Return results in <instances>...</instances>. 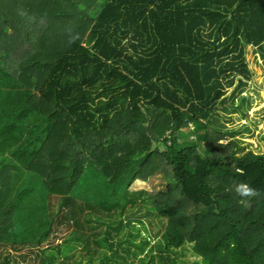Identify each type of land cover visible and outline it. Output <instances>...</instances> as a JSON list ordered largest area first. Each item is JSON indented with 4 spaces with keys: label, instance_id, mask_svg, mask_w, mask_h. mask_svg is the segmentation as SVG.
Returning a JSON list of instances; mask_svg holds the SVG:
<instances>
[{
    "label": "trees",
    "instance_id": "obj_1",
    "mask_svg": "<svg viewBox=\"0 0 264 264\" xmlns=\"http://www.w3.org/2000/svg\"><path fill=\"white\" fill-rule=\"evenodd\" d=\"M250 47L264 64V0H0V264L144 254L137 180L160 260L264 264V153L232 116Z\"/></svg>",
    "mask_w": 264,
    "mask_h": 264
},
{
    "label": "rangeland",
    "instance_id": "obj_2",
    "mask_svg": "<svg viewBox=\"0 0 264 264\" xmlns=\"http://www.w3.org/2000/svg\"><path fill=\"white\" fill-rule=\"evenodd\" d=\"M247 61L250 64V67L252 71L254 72V79L250 84V88L245 93V97L248 98L249 104H252V108L249 111V117L242 118V116L238 113H233L232 116L235 121V125L240 128L244 125H246L249 130L248 132H245L241 136V140L244 142L243 145L247 147L248 150H254L257 153H264V64L259 60V57L256 55V51L254 48L250 47ZM233 90H230V95L232 94ZM240 101V100H238ZM231 115V114H230ZM160 187L155 183L154 181H143V180H137L132 185V191L135 193H142V196L140 194L141 199H138V205L136 208L138 209L137 215L140 216L143 222H145L144 226H141L140 224L136 223V226L138 228H142V235L143 237H151L150 239L151 244L147 248L146 252L144 254H141L137 258H134L133 256L128 257L124 253V249L119 250V254L127 258V264H143L142 261L148 257V254L151 252L152 249H155V256H156V262L157 264H168L169 261H163L160 260V254H159V247L164 246V240L162 235L156 237V232L159 229L158 220L157 219H150V217H145V213L148 211L149 207L152 206L154 203V197L159 191ZM58 199V198H57ZM58 208H59V201L57 200ZM163 226H166L167 223L163 222ZM144 227V228H143ZM104 228L100 227L96 231H102ZM164 229V228H163ZM165 230V229H164ZM164 230L162 233H164ZM76 232L78 233V229H76ZM80 232V231H79ZM95 232L90 231L89 236L93 238V235ZM115 242H118V239L122 238V236L117 237L116 234H114ZM142 241L137 240L134 243L140 244ZM93 248H96L95 246H92ZM100 251H106L105 249H99ZM132 251H135V249H132ZM109 253V252H108ZM72 255L77 254L79 255H87L85 251V246H78L76 251L71 252ZM167 255V254H164ZM75 257V259L77 258ZM166 257V256H165ZM173 259L176 258L177 262L179 264H194L197 260H199V257L197 255L193 254V249L191 247H186L185 249L178 250L177 256L173 257Z\"/></svg>",
    "mask_w": 264,
    "mask_h": 264
},
{
    "label": "clouds",
    "instance_id": "obj_3",
    "mask_svg": "<svg viewBox=\"0 0 264 264\" xmlns=\"http://www.w3.org/2000/svg\"><path fill=\"white\" fill-rule=\"evenodd\" d=\"M241 188L243 189L245 195L250 194V190L247 188V185H241Z\"/></svg>",
    "mask_w": 264,
    "mask_h": 264
}]
</instances>
